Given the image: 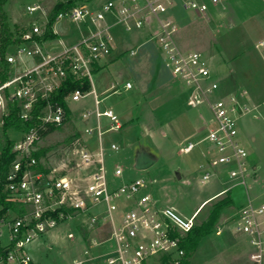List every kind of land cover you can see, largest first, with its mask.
I'll list each match as a JSON object with an SVG mask.
<instances>
[{
    "label": "built area",
    "instance_id": "built-area-1",
    "mask_svg": "<svg viewBox=\"0 0 264 264\" xmlns=\"http://www.w3.org/2000/svg\"><path fill=\"white\" fill-rule=\"evenodd\" d=\"M224 2L226 0H107L98 8L84 4L58 15L56 23L68 21L81 27L79 37L73 42L59 39L57 47L50 45L53 41L38 42L47 24H35L21 36L24 43L7 55L8 62L14 65V76L0 84V127L9 101L17 102L23 122L31 120L38 105L46 104L37 116L38 123L24 132L22 140L14 147L17 160L4 189L7 200L18 208L0 216V238L3 228L7 229L9 237L7 246L1 244L4 252L0 264H38L31 253L32 247L42 236L68 224L77 233L68 230L67 239L79 238L86 245L83 259L74 260L73 264H148L155 258L162 264L185 261L182 237L193 229L199 212L185 217L175 207L161 206L142 178L112 187L101 144L106 132L101 119L109 120L107 131H120L123 125L113 109L103 108L104 99L96 91L93 77L111 61L116 48L114 29L121 28L125 33L149 29L150 39L161 48L173 77L192 90L188 105L196 107L203 100L207 101L220 86L214 81L202 53L183 51L177 45L180 28L173 11L180 7L207 16L212 8ZM27 9L33 14L41 8ZM136 54V49L130 51L131 56ZM16 67L21 70L17 71ZM69 81L82 85L87 82L91 86L89 91L77 88L65 98L71 115L63 106L51 102L54 94ZM117 87L119 85H112L114 93L120 92ZM132 89L130 82L121 88L125 92ZM90 96H93L94 108L85 110L82 119L94 123L85 128V133L96 135L99 145L94 151L87 144L78 153L76 169L83 172L81 179L57 170H38L39 161L34 153L44 137L43 132L50 126L62 127L72 119L70 103ZM247 96V92L242 91L210 103L213 125L202 141H208L211 148L202 153L205 162L200 169L203 182L226 174L230 185L221 195L241 187L244 201L237 209V233L249 245L247 264H264V189L257 166L249 162L250 154L239 140L240 120L264 119V104L250 105ZM202 141H190L181 152L192 153ZM111 150L118 152L119 148L113 144ZM213 168L215 171H211ZM114 175H123L119 165ZM3 210L0 205V213ZM216 234H222L220 227Z\"/></svg>",
    "mask_w": 264,
    "mask_h": 264
},
{
    "label": "rangeland",
    "instance_id": "rangeland-1",
    "mask_svg": "<svg viewBox=\"0 0 264 264\" xmlns=\"http://www.w3.org/2000/svg\"><path fill=\"white\" fill-rule=\"evenodd\" d=\"M67 1L70 0H8L5 9L12 29L19 36L30 31L35 24L45 26L54 7ZM76 1L74 6L86 4L98 8L107 0ZM33 6H40L41 9L30 14L27 8ZM173 14L177 22L184 20L185 24H190L189 34L185 32L187 29L180 31L181 43L203 53L214 81L220 86L219 91L209 95L207 101L203 100L198 106L190 107L188 100L192 90L173 77L165 64L164 53L150 39L148 31L125 33L121 28L113 30L116 48L110 58L112 61L109 64L112 65L99 74L95 73L93 82L99 93L116 83L120 87H117L120 92L105 100L103 105V108L113 109L120 123L125 126L120 131H107L103 127L106 132L101 144L105 149L106 169L112 187L118 188L124 183L142 178L149 185L148 191L161 206H174L182 215L191 217L205 200L230 185L224 173L207 182L202 181L203 170L199 167L203 161L202 153L211 148L208 141L202 140L214 120L210 103L242 91L247 92L250 105L264 101V62L261 58L264 48H252L246 43L243 29L228 34L223 31L221 36H207L204 32L205 22L193 18L194 13L177 7ZM54 28L66 42L79 37L81 33V27L68 21L58 22ZM135 49L137 54L133 57L129 53ZM16 70L21 68L16 67ZM127 82L133 85L129 93L121 90V86ZM93 108V96L70 103L72 119L44 136L37 147V150H46V155L39 160V167L44 171L57 170L76 180L81 179L83 172L76 169L78 153L87 144L94 151L97 150L96 145H99L96 135L88 136L85 133V128L94 123L82 119L83 112ZM239 127V140L250 154L249 162L257 166L264 189V119L247 117L240 120ZM8 135L16 142L23 138V132L20 131H11ZM1 136L3 132L0 127ZM190 141L202 142L194 152L182 153L181 149ZM113 144L119 148L118 152L111 150ZM141 151L157 161L145 171L135 169ZM117 165L123 169L120 177L114 175ZM177 171L182 174V179L177 178ZM231 195L233 204L222 210L211 234L201 241L193 255L192 264H247L249 245L237 233L235 226L237 208L244 201L243 190L241 187L235 188ZM225 197L216 198L200 209L196 224L205 221L214 204ZM218 227L222 229L220 236L216 234ZM70 229H73L72 225L62 226L37 241L31 253L38 264H73L74 260L83 259L86 245L79 238L74 241L67 239V231ZM73 231L76 232L75 228ZM0 241L3 246L9 243L6 228L2 229ZM148 264L162 263L159 258H155Z\"/></svg>",
    "mask_w": 264,
    "mask_h": 264
},
{
    "label": "trees",
    "instance_id": "trees-1",
    "mask_svg": "<svg viewBox=\"0 0 264 264\" xmlns=\"http://www.w3.org/2000/svg\"><path fill=\"white\" fill-rule=\"evenodd\" d=\"M7 2L8 0H0V84H3L14 76V65L9 63L7 60L9 50L18 48L24 43L21 38L22 35L18 36L12 29L9 15L5 9ZM76 2V0L61 2L54 7L48 16L45 34L42 37L37 38L38 42L45 43L58 39V35L55 34L53 30L58 15L71 9ZM77 88L89 91L91 86L87 82L82 85L80 83L69 81L54 94L51 100L52 104L57 103L63 106L68 115H71L67 103L65 102V98L70 92ZM45 104L46 103H42L36 107L34 115L29 122H23L19 117L17 102L9 101L8 103L7 115L3 118V124L1 126L3 136L0 137V205L4 208V210L0 213V216H3L9 209L17 210V206L13 202L7 200V192H5L4 189L5 180L12 165L17 160L16 153L14 152L16 141L10 139L8 133L11 131H20L24 133L31 127L35 126L38 123L37 116L44 108ZM55 130L56 129L54 127L50 126L45 132H43V136H46ZM45 155L46 150L44 149L37 150L34 153V156L38 161ZM38 168L44 171L41 167L38 166ZM225 196V198L214 204L205 221L199 225L195 224L193 229L182 237V247L186 251V259L182 264H192L191 259L193 255L197 251L201 241L211 234V231L218 221L222 210L233 204L234 200L231 192H228ZM3 252L4 250L0 241V256ZM163 263L165 264V261Z\"/></svg>",
    "mask_w": 264,
    "mask_h": 264
},
{
    "label": "crops",
    "instance_id": "crops-1",
    "mask_svg": "<svg viewBox=\"0 0 264 264\" xmlns=\"http://www.w3.org/2000/svg\"><path fill=\"white\" fill-rule=\"evenodd\" d=\"M173 15H175V14H173ZM192 17L197 18V19H202L203 22H205L206 28H204L205 29L204 32H205V35H207V36H210V35L221 36L223 31L228 34V33L233 32L236 29H243L245 31V35H246V37H245L246 43H248L250 46H252V48H260V47L264 48V0H226V2H224V4H222L221 6H219L217 8H212L207 16H201V15L194 14ZM178 24H179L180 30L176 36L177 45L183 51H196L195 47L187 46V45L181 43L182 37H181V35H179V34H181L180 31L183 28L187 29L185 32L189 34V30L191 27L190 24H187V23L185 24L184 20H179ZM146 30L148 31V33L151 37V31L149 29H146ZM56 34L58 35V39L50 43V45H52L53 47H57V44L54 45V43L56 41H58L59 39H62L63 41L66 42V40L62 38V36H61V34H59V32L56 31ZM183 34L184 33H182V36H183ZM76 39L77 38H73L72 41H69V42H73ZM261 58H262V61L264 62V52H263ZM255 60L256 59H254V61ZM111 61H110V63H111ZM109 65H112V64H106L104 68L108 67ZM104 68L100 69L97 74H99ZM213 79H214V77H213ZM116 84H118V83H116ZM123 86H121V88H123ZM111 87L108 89H105L104 91H101L100 93L96 89V91L99 93L101 98L104 99V101L107 100L112 95L116 94L111 90ZM132 90H130L126 93H129ZM263 104H264V101L262 103L258 102L257 104H254V105H263ZM103 119H105V118H103ZM103 119H101V124L103 127H106V130H107L110 127V122L107 119H105V121H103ZM124 127L122 129H124ZM204 162L205 161L203 158V161L201 162L200 166ZM180 175H181V179H182V174H180ZM224 190L220 191L219 193H217L214 196L210 197L209 199L205 200L198 207V209L196 211L200 212V209L205 207L208 203H210L211 201H213L216 198L223 196V195H221V193ZM167 206H169V205H167ZM171 207H174V206H171ZM185 217H187V216H185Z\"/></svg>",
    "mask_w": 264,
    "mask_h": 264
},
{
    "label": "water",
    "instance_id": "water-1",
    "mask_svg": "<svg viewBox=\"0 0 264 264\" xmlns=\"http://www.w3.org/2000/svg\"><path fill=\"white\" fill-rule=\"evenodd\" d=\"M156 162L157 161L154 158L150 157L146 152L141 151L136 160L135 169L138 171H145L153 167ZM176 176L178 179H181L179 171L176 172Z\"/></svg>",
    "mask_w": 264,
    "mask_h": 264
},
{
    "label": "bare ground",
    "instance_id": "bare-ground-1",
    "mask_svg": "<svg viewBox=\"0 0 264 264\" xmlns=\"http://www.w3.org/2000/svg\"><path fill=\"white\" fill-rule=\"evenodd\" d=\"M204 208V207H203ZM202 209V208H201ZM201 212V211H200Z\"/></svg>",
    "mask_w": 264,
    "mask_h": 264
}]
</instances>
